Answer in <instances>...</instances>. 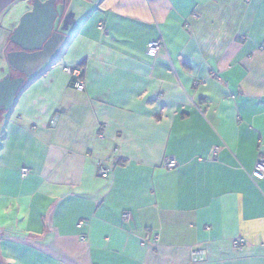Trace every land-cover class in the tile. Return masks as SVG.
I'll return each mask as SVG.
<instances>
[{
    "label": "crops",
    "instance_id": "crops-1",
    "mask_svg": "<svg viewBox=\"0 0 264 264\" xmlns=\"http://www.w3.org/2000/svg\"><path fill=\"white\" fill-rule=\"evenodd\" d=\"M57 4L40 59L2 28L25 83L0 117V264H264V0Z\"/></svg>",
    "mask_w": 264,
    "mask_h": 264
},
{
    "label": "water",
    "instance_id": "water-1",
    "mask_svg": "<svg viewBox=\"0 0 264 264\" xmlns=\"http://www.w3.org/2000/svg\"><path fill=\"white\" fill-rule=\"evenodd\" d=\"M15 1L0 0V15ZM57 1L32 0L31 9L20 17L17 26L10 34V43L18 47L22 53H38V55L28 54L29 57L22 61L24 64L25 62L30 63L34 55L40 59L48 50L58 44L57 41H54L57 34L54 31V23L58 17ZM19 67L15 66L18 70ZM20 71L25 72L22 68ZM24 83L25 79L22 76L15 77L7 74L0 78V115L11 109Z\"/></svg>",
    "mask_w": 264,
    "mask_h": 264
},
{
    "label": "built area",
    "instance_id": "built-area-1",
    "mask_svg": "<svg viewBox=\"0 0 264 264\" xmlns=\"http://www.w3.org/2000/svg\"><path fill=\"white\" fill-rule=\"evenodd\" d=\"M163 46H164L163 43L159 40L151 41L147 45L146 52L148 55L152 57L156 56L158 51L162 49ZM64 71L69 76L72 87L77 91H83L85 86H84L83 81L80 79L79 70L75 66H67V67H64ZM55 122H56V117L51 119L52 125H54ZM176 165L177 164L173 158H167L163 163V167L168 170L174 169ZM27 172L28 171L26 168L21 169V174L23 176L26 175ZM97 173H98V176L105 177L108 174V170L105 169L103 166L99 165L97 169ZM250 177L256 181L264 180V153H260L259 156L257 157V160L254 164V168L252 172L250 173ZM124 217L126 219L130 218L129 213H125ZM242 243H243L242 240H236L234 242V245L239 247L242 245ZM203 254H204L203 251H194L192 253V256H193L192 261L195 263L203 261L204 260Z\"/></svg>",
    "mask_w": 264,
    "mask_h": 264
},
{
    "label": "rangeland",
    "instance_id": "rangeland-1",
    "mask_svg": "<svg viewBox=\"0 0 264 264\" xmlns=\"http://www.w3.org/2000/svg\"><path fill=\"white\" fill-rule=\"evenodd\" d=\"M10 7H13L11 10H9L10 12L9 11L8 12L4 11L5 13H7L6 16H8V15L10 16V14L12 16V13H14L13 10L18 12V11L24 9V8L28 9L30 7V2L26 3L23 0H16ZM66 9H67V7H66ZM57 10H58V17H57V19L55 20V23H54V30L57 29L59 21L61 20V17H60L61 16V13H60L61 9H60L59 5H57ZM65 12H66L65 13L66 15L71 17V15H69L70 14L69 13V9L67 11H65ZM5 13L2 16H0V39L2 38V35L4 34L2 32V28H8L9 27V28L12 29L14 24H17V22H18L17 19H14L13 22L7 21V20H9L8 19L9 17L7 18L6 16H5V19H4L3 17L5 15ZM63 19L61 20V22L64 21V25H66V27L69 26V24H67L68 22H66V20L65 19L63 20ZM11 46L14 47V48H18V47L14 46V45H11ZM4 62H6V60L4 58V55L0 52V65H1L0 67H1V69H3V67H4V66L2 67V65H4ZM10 74H12V76L16 77V76H19L20 73H18V71L16 72L14 69H10ZM2 77H3V75H0V78H2ZM4 113H6V112H4ZM4 113H2V114H4ZM1 115H0V117H1Z\"/></svg>",
    "mask_w": 264,
    "mask_h": 264
},
{
    "label": "flooded vegetation",
    "instance_id": "flooded-vegetation-1",
    "mask_svg": "<svg viewBox=\"0 0 264 264\" xmlns=\"http://www.w3.org/2000/svg\"><path fill=\"white\" fill-rule=\"evenodd\" d=\"M29 2H30V8H31V2H32V0H29ZM64 19L66 20V22H68L67 24H69L70 21H71V17H69L68 15L65 16ZM64 19H63V20H64ZM67 27H68V26H67ZM67 27H66V25H64V21H62V22H60V23L58 24L57 29L54 30V31H57V33H58V32L61 33V32H64V30H65Z\"/></svg>",
    "mask_w": 264,
    "mask_h": 264
}]
</instances>
